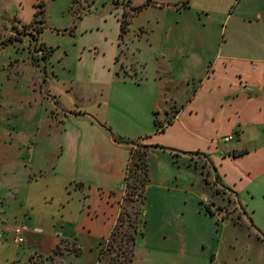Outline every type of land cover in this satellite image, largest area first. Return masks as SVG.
I'll use <instances>...</instances> for the list:
<instances>
[{
  "label": "rangeland",
  "instance_id": "1",
  "mask_svg": "<svg viewBox=\"0 0 264 264\" xmlns=\"http://www.w3.org/2000/svg\"><path fill=\"white\" fill-rule=\"evenodd\" d=\"M145 1L0 0V45H5L3 54L7 59H12L8 82L12 89L6 96L19 106L17 111L21 119L15 125L17 134H28L32 127L30 119L39 107L26 109L25 103L20 105L21 96L25 99L31 97L34 101L35 98L38 100L37 92L42 91L44 96L50 97L46 93L50 86L58 88L61 82L71 79L69 94L78 97V102L84 107L97 105L101 81L105 79L107 65L111 63L109 49L115 46L118 38V21L122 18L123 6L139 5ZM152 1L155 3L141 9L140 13L124 9L128 12L125 19L130 23L122 39L119 38L122 46L120 56L125 53L137 60L141 64V72L137 76L133 61H123L121 68L133 79L141 78L140 83L148 79L143 84L144 93L155 83L170 88L182 83V88H185L184 80L192 73L203 72L208 59L223 43L220 41L222 37L227 40V47H232L234 41L239 40L240 33H237L244 17L247 33H253L258 28L256 24L264 26V0ZM39 3L41 6L37 7ZM233 5V13L227 14ZM37 10L40 11L34 19ZM257 13L260 14L258 23L255 21ZM4 26L8 27L4 29ZM41 26H44L42 32L38 33L37 29ZM7 29L11 32H5ZM149 34L159 40L156 47L145 40ZM157 70L160 72L159 83L154 81ZM55 74L60 81H56ZM118 84L110 90L104 88L108 90L103 98L107 100L105 115L108 122L104 125L107 131L120 135L115 127L122 128L123 124L135 118L133 115H138V127L146 121L153 124L152 113L142 111L136 105L133 91H129L126 85V88L121 87L123 83ZM62 97L67 102V96ZM152 103L157 106L158 117L164 119V98ZM27 111L31 113L29 120L26 118ZM56 147L55 144L51 152ZM33 148L16 141L7 156L0 157V264H39L43 258L39 254L44 256L50 248H56L57 253L61 249L75 252L79 247L82 255L65 261V264H78L97 253L99 239L108 228L103 222H95L93 216L90 218L86 206L89 191L83 194L71 187L59 191V188L50 187L48 180L35 183L27 180L28 173L40 162ZM151 165L154 167L155 164L152 162ZM194 191L197 195L202 194V203L209 207L213 202L211 200L219 202L211 187L203 181L194 187ZM62 194L65 196L63 201L59 200ZM27 195L34 198L31 207L22 200ZM220 195L225 199L218 206L211 207L217 212L218 221L195 216L190 219L191 231L186 238L189 248H186L185 254L168 253L161 243L148 248L147 252L142 247L144 241L139 239L132 264H264L262 205L258 203L256 211L247 207L253 221H260L259 228L263 232L260 233L250 224L248 215L244 216L241 212L233 195L227 192ZM129 197L124 190L120 205L132 212L139 201L134 195L128 201ZM192 204L195 214L196 203L193 201ZM14 213L21 215L14 217ZM133 216L130 215L134 223L129 229L132 231L134 226L138 231L142 230V213L141 220ZM17 224L25 226L24 241L19 244L13 242L11 232ZM124 227L127 228V222ZM200 229L209 230L202 245L193 238V234ZM106 238H103V245ZM181 240L184 241L183 238Z\"/></svg>",
  "mask_w": 264,
  "mask_h": 264
},
{
  "label": "crops",
  "instance_id": "2",
  "mask_svg": "<svg viewBox=\"0 0 264 264\" xmlns=\"http://www.w3.org/2000/svg\"><path fill=\"white\" fill-rule=\"evenodd\" d=\"M234 8V5L229 7L227 14L233 13ZM259 17L257 13L256 23ZM242 21L237 33H240L239 40L227 47V40L222 37L223 43L208 59L203 72L192 73L184 80L185 88L182 83L173 88L155 83L150 90L146 89V93L143 84L148 79L140 83L141 78L135 80L121 68L123 61H133L137 76L141 72L137 60L125 53L120 56L122 46L118 30L115 46L109 49L111 63L101 81L97 105L84 107L78 97L69 94L71 79L61 82L58 88L50 86L46 90L50 97L44 96L42 91L37 92L39 97L34 101L31 97L21 96L20 105L25 103L26 109L39 105L33 118L30 119L31 113L27 111L26 118L30 119L32 127L26 136L16 133L15 125L21 119L17 111L19 106L6 96L12 89L8 85L12 59H7L3 54L5 45H0V157L7 156L16 141L27 148L33 146L40 162L28 173L27 180L33 183L48 180L50 187L59 188V191L68 187L83 194L89 191L87 212L95 222H103L108 228L99 241L107 237L120 211L130 149L127 143L114 141L104 126L108 122L105 115L107 100L103 99L108 90L104 88L110 90L123 83L121 87L126 85L133 91L136 105L142 111L152 113L153 124L146 121L138 127V115H133L135 118L122 128L115 127L120 134L116 136L165 147L153 148L148 156L149 180L142 206L144 233L136 236L134 253L141 239L147 252L148 248L161 243L168 253L185 254L189 248L186 238L191 231L190 219L195 216L219 220L217 212L212 210L213 214H210L201 207L202 194L197 195L194 191L202 181L219 198L217 203L211 200V207L224 200L220 194L227 192L245 210L244 216L252 219L248 206L256 211V205L260 203L261 212H264V26L256 24L258 28L250 34L246 30V18ZM145 40L153 47L159 41L150 34ZM156 75L154 81L159 83L158 70ZM54 76L60 81L58 74ZM64 95L67 102H64ZM161 97L165 101L164 119L158 117L157 106L152 103ZM155 119L163 126L161 131L156 130ZM225 136L231 138L224 141ZM55 144L57 147L51 152ZM64 197L60 195L59 200L63 201ZM22 200L31 207L34 198L27 195ZM193 201L196 203L195 214ZM254 221L258 232L263 233L259 228L260 221ZM208 234L209 230L200 229L193 234L194 241L202 245ZM55 250L50 248L44 256L40 253L43 258L39 264H65L66 259H78L82 255L79 247L75 252L61 249L55 253ZM98 254L99 248L95 255L78 264H106Z\"/></svg>",
  "mask_w": 264,
  "mask_h": 264
},
{
  "label": "trees",
  "instance_id": "3",
  "mask_svg": "<svg viewBox=\"0 0 264 264\" xmlns=\"http://www.w3.org/2000/svg\"><path fill=\"white\" fill-rule=\"evenodd\" d=\"M130 1V0H128ZM155 2L152 0H146L142 4L132 5L125 4L123 6L122 18L119 21V38L122 39L123 35L128 30L129 20L125 19V16L128 14V9L134 14L139 12L141 9L153 5ZM188 3V1H186ZM41 6V3L37 4V7ZM40 10H37L34 14V19L38 15ZM43 12V9L41 10ZM44 26H41L37 29L38 33L42 32ZM155 126L157 131H161L163 126L157 122L155 119ZM112 138L116 142H124L129 145L130 155L129 160L126 167V174L124 177V188L125 192L129 194L128 201L132 200V195L136 197V200L139 201L137 207L132 211L126 209L125 206L120 207V211L117 217V220L110 232V234L106 238V244L103 245L104 241L101 239L99 241V254L98 258L104 261L106 264H132L134 249H135V239L137 234L143 235V229L138 231L136 227L133 226L132 231L129 229L130 225L133 224L134 220L130 217L134 214V219L141 220L142 206L144 203L145 197V187L149 180V172H148V156L150 151L153 148H161L165 149L164 146L160 145H147L142 144L136 140H123L122 138L110 133ZM218 192V189H216ZM202 205V201H200ZM204 210L210 214H213V211L209 206H201ZM241 209V206H240ZM242 213H245L244 209H241ZM250 220V224L258 231V228L255 227L252 219L248 216ZM233 220V219H232ZM127 222V228H125V224ZM236 222L237 221H234ZM239 222V221H238ZM142 225H145V220L142 218Z\"/></svg>",
  "mask_w": 264,
  "mask_h": 264
},
{
  "label": "built area",
  "instance_id": "4",
  "mask_svg": "<svg viewBox=\"0 0 264 264\" xmlns=\"http://www.w3.org/2000/svg\"><path fill=\"white\" fill-rule=\"evenodd\" d=\"M231 138V136H225L223 138L224 141H228ZM205 201V200H203ZM204 206H209L207 204H203ZM210 209H211V205H210ZM212 210V209H211ZM25 230V226L23 224H17L16 226H14L11 230L12 232V240L14 243L19 244L22 243L24 241V233Z\"/></svg>",
  "mask_w": 264,
  "mask_h": 264
}]
</instances>
